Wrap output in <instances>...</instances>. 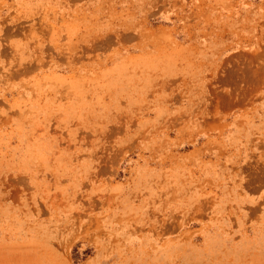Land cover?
Here are the masks:
<instances>
[{
	"label": "rangeland",
	"instance_id": "374dc122",
	"mask_svg": "<svg viewBox=\"0 0 264 264\" xmlns=\"http://www.w3.org/2000/svg\"><path fill=\"white\" fill-rule=\"evenodd\" d=\"M0 264H264V0H0Z\"/></svg>",
	"mask_w": 264,
	"mask_h": 264
}]
</instances>
